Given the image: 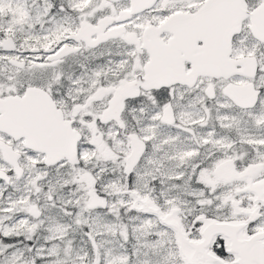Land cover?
Wrapping results in <instances>:
<instances>
[{"label": "snow or ice", "instance_id": "1", "mask_svg": "<svg viewBox=\"0 0 264 264\" xmlns=\"http://www.w3.org/2000/svg\"><path fill=\"white\" fill-rule=\"evenodd\" d=\"M0 264H264V0H0Z\"/></svg>", "mask_w": 264, "mask_h": 264}]
</instances>
